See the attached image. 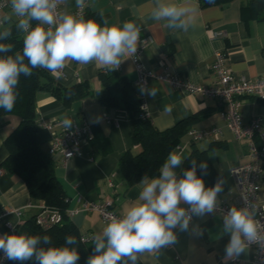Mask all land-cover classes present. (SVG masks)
<instances>
[{
    "label": "crops",
    "instance_id": "crops-1",
    "mask_svg": "<svg viewBox=\"0 0 264 264\" xmlns=\"http://www.w3.org/2000/svg\"><path fill=\"white\" fill-rule=\"evenodd\" d=\"M248 1L230 0L221 5L201 6L198 0H191L198 5V12L194 26L188 31H172L164 27V22L150 19L151 0H85L83 8L89 12H102L109 24L135 22L141 29L140 40L143 37L148 39L139 57L145 69L210 86L215 81L210 66L216 52L223 53L226 65L236 75L249 80L264 75V18L242 15L241 7ZM6 2L7 6L0 11V17L10 12L9 0ZM177 2L183 3L184 0ZM59 8L60 11L74 14L78 7L75 0H65ZM13 22H16L15 17ZM215 31H221L223 35L215 36ZM124 59L126 60L117 71L134 81L137 77L135 66L130 57ZM105 69L108 68L95 62L82 65L68 61L60 73L53 75L48 72L63 85L79 79L87 80L92 88H96L99 85L98 73ZM146 87L158 89L155 98L140 92L156 129L164 130L192 116L188 130L179 141L184 148L182 156L190 150L192 144L188 135L190 129L200 132L218 129L216 137L195 140V144L204 149L212 141L219 143L209 150L211 160L224 181L223 191L218 194V203L232 202L237 195V186L230 171L235 165L247 160V147L246 141L236 139L221 118L220 110L223 106L220 101L213 97L203 98L181 92L159 79H150ZM166 107L171 110L165 111ZM35 109L40 123L60 122L56 127L58 131L63 127L62 120L66 116L73 123L86 122L90 126L93 138L84 146L83 155L65 162L61 161V156L56 155L54 171L67 196V215L82 235L93 240L95 235L102 232L106 223L96 211H82L84 206L110 199L113 209L122 214L138 196L140 182L121 193L124 182L120 177L118 161L124 151L134 148L127 114L122 109H105L94 97L79 99L69 107H64L46 91L36 94ZM239 110L244 123L252 118H259L264 128V102L259 98L240 97ZM16 122L15 117H10L0 123V164L7 155L3 140ZM50 137V132L40 126L37 139L45 151H48ZM181 169L182 165L176 169L178 176L181 175ZM0 170V235H3L13 233L6 223H10L16 232L19 226L32 217L36 208L30 204L36 202L31 200L21 178L4 172L1 167ZM259 201L264 203L262 189L259 192ZM181 206L188 207L183 203ZM74 211L73 215L69 214ZM194 226H198L196 231H193ZM174 231L178 237L177 243L160 250L159 253L146 254L139 260L141 264H252L254 259V249L249 247L238 258L224 260L225 246L230 236L223 233V218L218 214L193 216L187 232L179 229Z\"/></svg>",
    "mask_w": 264,
    "mask_h": 264
},
{
    "label": "clouds",
    "instance_id": "clouds-1",
    "mask_svg": "<svg viewBox=\"0 0 264 264\" xmlns=\"http://www.w3.org/2000/svg\"><path fill=\"white\" fill-rule=\"evenodd\" d=\"M75 2L78 8L85 6V0ZM63 3L65 0H9V14L0 17V53L5 54L0 55V109L13 110L20 77L31 75L33 69L56 75L66 62L75 61L82 65L95 62L115 71L125 57L135 56L141 32L135 22L109 24L101 12V24L82 15L58 11ZM197 12L198 5L191 0H151L149 18L164 22V27L172 31H188L196 22ZM13 17L16 29L23 34V48L8 54L14 48L8 42ZM140 92L155 98L158 89L141 85ZM73 122L66 116L62 126L70 129ZM184 160L181 154L170 152L158 176L143 177L136 200L121 215H109L102 232L95 235L85 264H138L146 254L159 253L176 244L174 230L187 232L193 216L203 217L216 211L224 181L218 179L213 187H206L202 176L197 175L195 160L178 176L176 169ZM199 167L206 174L207 163L202 161ZM182 203L189 207H182ZM257 212V205L246 203L244 207L232 206L223 215V233L230 236L225 261L246 253L252 244L264 247V224L256 219ZM197 229L198 226L193 227V231ZM76 244L75 236H67L64 245L56 246L48 235H0L4 259L20 264H79V251L72 247Z\"/></svg>",
    "mask_w": 264,
    "mask_h": 264
},
{
    "label": "trees",
    "instance_id": "trees-1",
    "mask_svg": "<svg viewBox=\"0 0 264 264\" xmlns=\"http://www.w3.org/2000/svg\"><path fill=\"white\" fill-rule=\"evenodd\" d=\"M201 6L210 4H225L230 0H198ZM264 0H249L241 7L242 15L264 18ZM85 19H95L99 23L103 20L99 13L84 10ZM105 18V16H104ZM36 22L33 21V24ZM12 37L8 41L14 45L13 53L22 51L23 34L18 32L15 22L12 23ZM0 55H5L0 53ZM99 85L92 88L87 80L74 81L68 85L61 84L55 76L48 71L36 68L29 76L20 77L17 87L18 97L11 112L0 109V123L10 117L17 119L16 124L6 134L3 146L7 155L1 162L0 167L6 173L17 175L21 178L27 188L28 194L35 204H43L46 207L56 209L61 216L58 223L42 227L35 222V214L26 220L16 230L17 233H27L51 237L52 244L64 245L67 236H75L76 247L80 254L79 264H85L87 257L92 253L93 240L82 242L78 227L66 213L67 196L55 175V159L47 151L43 150L38 143L37 132L41 126L36 109L35 97L40 91L50 93L64 107H69L72 102L84 98H96L105 109H122L126 112L132 128V143L134 148L124 151L118 161L120 177L124 182L121 193L133 184L139 183L145 175L152 177L159 174V168L164 163L170 152L178 153L176 147L179 145L181 136L188 130V124L192 116L182 119L174 125L158 130L152 124L149 115L144 116L142 108L143 98L134 81L120 74L117 70H102L98 73ZM264 102V98H259ZM219 145L211 142L208 148L200 149L192 140L190 150L183 153L185 160L182 163L183 171L192 167V161H196L197 175L202 176L206 187H213L221 175L217 172L211 160L209 150ZM207 163L206 174L200 169V163ZM113 205V202H112ZM5 264H20L19 261L7 260ZM24 264H33L26 261ZM138 264H141L138 261Z\"/></svg>",
    "mask_w": 264,
    "mask_h": 264
},
{
    "label": "built area",
    "instance_id": "built-area-1",
    "mask_svg": "<svg viewBox=\"0 0 264 264\" xmlns=\"http://www.w3.org/2000/svg\"><path fill=\"white\" fill-rule=\"evenodd\" d=\"M6 6V0H0V11ZM58 11H60L59 6ZM83 11L84 8H77L74 14L82 15ZM213 34L215 36L223 35L221 31H215ZM147 43L148 39L143 37L137 46L135 56L130 57L137 72L134 85L139 91L140 86L144 85L146 87L150 79H159L184 93L198 95L203 98H217L223 106L220 110V116L228 129L236 139L246 141L247 160L244 163L235 165L230 171L231 177L237 186V195L230 203H218L217 209L213 213L223 218V215L232 206L244 207L246 203L255 204L258 207L256 219L261 224H264V203L259 201V192L261 189L264 190V128H262L259 118H252L247 123H244L239 110L240 97L242 96L264 98V75L255 80H249L244 76L234 74L226 65V57L221 52L214 54V60L210 66L211 72L215 76L213 85H199L193 81L167 73L156 74L151 70L145 69L139 59L142 48ZM142 108L144 116H148L144 102ZM59 125L60 122L41 123V126L46 128L51 135L47 153L53 156V158L56 155L61 156V161L63 162L76 156H82L84 146L93 138L89 124L86 122L73 123L70 129L62 127L58 131L56 127ZM218 132L216 128L211 129L209 132L190 129L188 135L192 140H199L210 136L216 137ZM176 149L178 154H181L184 148L179 144ZM69 153H71V156H69ZM30 206L36 208L35 222L42 227L58 223L61 220L60 213L56 209L46 207L41 203L30 204ZM82 211H96L104 223L108 222L107 218L109 215H121L113 209L110 199H103L98 203H90L84 206ZM74 213L75 211L69 212L70 215ZM5 214L6 212L2 215ZM5 225L9 230L14 232L10 223H6ZM80 240L82 242H89L92 239L81 235ZM250 247L254 249L252 264H264V247L257 244H252ZM5 262L4 254L0 252V264H5Z\"/></svg>",
    "mask_w": 264,
    "mask_h": 264
}]
</instances>
